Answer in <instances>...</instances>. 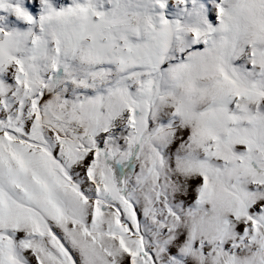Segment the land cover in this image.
Listing matches in <instances>:
<instances>
[{
    "label": "snow or ice",
    "instance_id": "obj_1",
    "mask_svg": "<svg viewBox=\"0 0 264 264\" xmlns=\"http://www.w3.org/2000/svg\"><path fill=\"white\" fill-rule=\"evenodd\" d=\"M0 264H264V0H0Z\"/></svg>",
    "mask_w": 264,
    "mask_h": 264
}]
</instances>
